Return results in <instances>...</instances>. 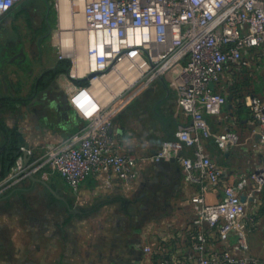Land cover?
<instances>
[{
    "label": "built area",
    "instance_id": "obj_1",
    "mask_svg": "<svg viewBox=\"0 0 264 264\" xmlns=\"http://www.w3.org/2000/svg\"><path fill=\"white\" fill-rule=\"evenodd\" d=\"M20 1L0 0V19ZM73 1L81 3L74 13L84 19L101 77L136 50L133 53L148 56L145 69L137 66L141 73L136 80L145 84L136 93L163 77L178 93L182 118L177 138L148 159L174 160L184 181L195 188L189 199L194 212L188 229L192 252L178 259L156 255L159 251L152 247L145 252H151L155 264H264L240 255L248 249V235L264 207V95L248 94L244 86V99L236 101L231 90L248 80L250 70L264 68V0ZM49 7L59 12L58 0ZM121 69L115 70L127 76ZM132 75L130 71L128 77ZM70 78L80 90L73 72ZM133 86L90 111L86 93L72 97L68 92L79 108L86 107V124L60 142L42 143L29 124L21 126L24 144L13 173L21 179L57 175L77 197L88 179L106 190L116 182L126 191L134 189L139 159L125 152L112 131L114 120L136 94L131 95ZM210 118L224 122V129L215 131ZM239 147H247L258 160L247 172L229 169L223 162ZM234 173L241 174L232 181ZM211 194L217 198L214 203L208 201Z\"/></svg>",
    "mask_w": 264,
    "mask_h": 264
},
{
    "label": "rangeland",
    "instance_id": "obj_2",
    "mask_svg": "<svg viewBox=\"0 0 264 264\" xmlns=\"http://www.w3.org/2000/svg\"><path fill=\"white\" fill-rule=\"evenodd\" d=\"M49 2L55 4V0L19 2V20L12 24L19 27V36L11 24L6 23L7 16L0 19V99H10L13 102L1 116L19 140L20 136L23 137L21 126L29 124L35 131L39 127L45 128L44 119L55 125H58L57 120L60 119L52 118V109L48 113L44 112L39 98L30 97L32 86L40 74L59 55L69 57V50L73 53V49L62 43V40V51L55 46L63 38V34L73 32V29L69 24V29L61 27L60 10H51ZM46 13L44 19L42 16ZM78 17L83 22L80 37L84 38L80 40L85 44L89 35L83 29L82 15ZM31 41L33 44H30ZM84 50L85 48L81 49L82 52ZM133 51L136 50H132V53ZM131 54L122 59H130ZM139 54L145 60L148 59L144 52ZM83 57H86V52ZM135 59L139 61L141 57L136 55ZM93 64L94 71L91 70V73L101 71L97 68V63V67L94 62ZM115 67L112 72H116ZM130 67V64L124 63L121 70L124 72V69ZM133 73L135 72L131 71ZM248 73L251 75L246 76L248 80L242 83L246 84L244 92L264 95V68L258 73L252 70ZM88 75L82 74L83 79ZM104 75L102 78L99 75L95 80H87V86L80 90L74 89L70 84V75L62 80L58 76L53 78L54 90L64 94L74 106L73 111L77 112L79 122H86V107L79 108L77 102L66 95L67 92L72 97L74 93H86L90 111L91 108L107 105L114 98L111 89L103 83L117 86L119 89L115 88L116 93L126 88L117 72ZM136 75L138 74L130 76V81L134 83L131 95L145 84V81L136 80ZM73 77L77 81L82 78L75 75ZM108 78L113 79L111 81ZM241 80L244 81V77ZM153 85H148L131 96L127 105L149 93ZM90 114L89 112L88 115ZM175 133L176 140L177 131ZM0 143H4L1 132ZM16 162L0 179V264H132L140 254L145 224L154 219L173 217L180 211L177 209L180 207L181 195L178 188L181 176L177 167L169 160L152 162L151 172L154 173L143 174L141 188L137 193L128 194L124 198L113 196L107 201L94 198L88 202L79 200L69 190L65 180L57 175L21 179L13 173ZM157 168L159 170L156 171ZM55 194L64 197L78 213L70 214L64 201L56 198ZM258 244L259 251L264 253V235L258 238Z\"/></svg>",
    "mask_w": 264,
    "mask_h": 264
},
{
    "label": "crops",
    "instance_id": "obj_3",
    "mask_svg": "<svg viewBox=\"0 0 264 264\" xmlns=\"http://www.w3.org/2000/svg\"><path fill=\"white\" fill-rule=\"evenodd\" d=\"M72 11V24H74L76 32L80 34V29H82L80 28L81 25L77 23L78 19L73 17L75 13L74 10ZM5 16H7L6 23L8 25L11 24L10 26L13 27L16 35L19 36V27L12 25L19 20V3H17ZM46 16L47 13L43 14L42 17L45 19ZM82 38H84V36H82ZM30 44H33V41H31ZM55 46L59 48V51L63 50L61 47V40L60 42H57ZM83 48H85L84 52H86L87 58L83 57L84 52H82L83 50L81 51ZM73 53V56L69 57L59 55V57H57L47 69L40 74L32 86L30 97L40 99L41 109H44V112L48 113V110L52 109L54 111V113L52 112L53 119L60 118L57 120L58 125L51 124L48 119H44L45 128L40 129L39 127L34 131L35 137L42 143L60 142L71 134L79 131L86 124V122H79L77 112L73 111L74 106L71 105L64 94L54 90V84L52 83L53 78L56 76L60 77L61 80L63 77H69L73 72L72 69L74 70L80 67L78 66L80 62L83 63V74L88 75L91 73L93 60L90 53L89 39L83 44L77 38L76 43H73ZM80 57L82 58V61H80ZM46 74L52 76L46 78ZM119 78L124 83V87L131 86L132 82L128 76L123 77L122 75H119ZM79 80L81 83L86 82V84L84 86L78 85V87L82 89V87L84 88L87 86V80L83 79V77ZM168 82L167 77L159 78L154 81L152 83L154 84L152 90H149V93L143 97H139L135 103L126 105L113 123L112 131L119 135L125 152L136 156L139 159L140 174L134 189L126 191L120 183L116 182L113 189L106 190L100 184H96L93 179H88L82 187L80 197H78L79 200H86L85 202H88L95 198L107 201L113 196L124 198L128 194H134L140 190L144 173H154L153 171L151 172L152 161L148 158L156 155L161 150L165 141L175 140L177 125L182 118L178 105V93L174 88L168 85ZM105 85H110L109 88L114 96L122 93L115 92V86H113V83L107 84V82H105ZM66 95H68V92ZM1 115L2 114H0V118L3 119ZM210 122L215 131L220 132L224 129L225 124L219 119L210 118ZM2 147L3 144L0 143V150ZM209 147L212 150L211 143L209 144ZM257 161L258 160L254 156L252 157L249 154L247 147L233 149L230 152V156L223 159L227 168L238 169V171L244 172L253 168ZM171 162V164L177 167L181 176L180 186L178 188L181 195L179 200L180 207L177 209L180 211L173 217L164 219L158 218L145 224L143 227L144 229H142L140 254L132 264H155L151 252L149 254L145 252L147 247L154 248L153 250H156V252L159 251L156 255L171 254L172 257L176 259L183 258L189 252H192L188 229L194 219V212L191 208L189 199L195 192V188L184 181L179 164L173 162V160ZM157 170L159 169L157 168L156 171ZM240 174L241 173H234L235 177L233 176L231 180H238ZM66 185L68 186L67 183ZM253 189L254 185H251L248 188L250 192H252ZM208 201L214 203L217 201V198L215 195L211 194L208 196ZM263 214L264 207L259 210L255 229L248 235V249L243 251L240 255L257 258L264 262V253L259 251L260 246L258 244V238L264 235ZM156 244H158V246H156Z\"/></svg>",
    "mask_w": 264,
    "mask_h": 264
},
{
    "label": "bare ground",
    "instance_id": "obj_4",
    "mask_svg": "<svg viewBox=\"0 0 264 264\" xmlns=\"http://www.w3.org/2000/svg\"><path fill=\"white\" fill-rule=\"evenodd\" d=\"M58 7H59V10H60V15H61V22H62V25H61V27L62 28H64L65 30L68 28V26L70 25L71 26V28L73 29V32H67V34H63L62 35V37L63 38H61L60 40H62V43H64V44H66V45H69L70 46V49H73V48H71V45L73 44V43H76V39L78 38V40L79 41H81L80 40V34L79 33H77L76 32V30H75V26H74V24H72V21H71V11L72 10H75L74 9V7L76 8V9H81V3L80 2H76V3H74V1L73 0H58ZM73 12V11H72ZM79 15H74L73 17L74 18H77L78 20H77V23H79L80 25H82L81 23H83L82 22V19L81 18H79L78 17ZM65 26H64V25ZM69 24V25H68ZM64 26V27H63ZM69 26V27H70ZM61 28V29H62ZM60 29V30H61ZM69 29V28H68ZM62 32V31H61ZM62 34V33H61ZM82 39V38H81ZM83 41V40H82ZM73 42V43H72ZM72 43V44H71ZM65 46V45H64ZM64 49H66V48H64ZM71 51L72 50H69V55L68 56H73V54L74 53H71ZM67 52V51H66ZM62 53H64V51L62 52ZM65 54V53H64ZM77 54V53H76ZM136 55H139L140 57H141V59L138 61V59H135V56ZM75 58V57H74ZM81 58V57H80ZM127 58V57H126ZM126 58H123V59H125V60H128V61H126L125 62V60H121L122 62L120 63V64H117V66H116V68H120V67H122V64H124V63H128V64H130L131 65V67L130 68H127V69H124V73L127 75V76H129V72L130 71H137L138 72V75L141 73V70H143V69H145L146 67H147V65H148V63H147V61L139 54V52H134V53H132L131 54V56H130V59H126ZM80 61H82V58H81V60ZM124 61V62H123ZM120 62V61H119ZM136 62L137 63H139V65H136ZM94 65V64H93ZM92 65V66H93ZM78 66H80V67H78ZM77 67L78 68H76V69H74L73 70V75H75L76 77H82V74H83V63L82 62H80V64L78 65ZM91 66V67H92ZM133 66H135V67H133ZM137 66H140L141 67V70H138V68H137ZM95 67H96V65H95ZM94 68V67H93ZM136 68V69H135ZM115 70V69H114ZM94 71V70H93ZM137 72H135L134 74H136ZM114 74V73H116L115 71L114 72H112V71H110V73L109 74ZM118 73V72H117ZM117 75V74H116ZM102 76H105V75H102ZM102 78V77H101ZM115 78H116V76L114 77V80H115ZM107 79V78H106ZM105 79V80H106ZM110 78H108V80H109ZM113 79V78H112ZM112 79H110L111 81H112ZM103 80V79H102ZM105 80H104V82H105ZM113 80V81H114ZM107 81V80H106ZM110 81V82H111ZM103 82V81H102ZM109 82V81H108ZM127 82V81H126ZM103 84H105V83H103ZM108 84V83H107ZM128 85V84H127ZM110 86V85H109ZM108 86V87H109ZM115 88H117V86H115ZM114 88V89H115ZM113 89V88H112ZM117 89H119V88H117ZM114 91V90H113ZM108 96V95H107ZM112 97V96H111ZM110 97V98H111ZM107 98V97H106ZM102 100H104V99H102Z\"/></svg>",
    "mask_w": 264,
    "mask_h": 264
},
{
    "label": "trees",
    "instance_id": "obj_5",
    "mask_svg": "<svg viewBox=\"0 0 264 264\" xmlns=\"http://www.w3.org/2000/svg\"><path fill=\"white\" fill-rule=\"evenodd\" d=\"M69 68V67H68ZM54 74V73H53ZM52 75L46 74L45 77H50ZM79 86H84L86 82H76ZM246 86V84H237L234 88H232V96L236 101H241L245 97V94H241L242 88ZM12 100L10 99H0V114L4 112L6 108H10L12 104ZM0 132L3 134L5 140L7 141V154H6V165L7 171L15 164L17 159L21 156V144L19 137L14 133L12 129H10L0 118ZM263 202H264V193H263Z\"/></svg>",
    "mask_w": 264,
    "mask_h": 264
},
{
    "label": "flooded vegetation",
    "instance_id": "obj_6",
    "mask_svg": "<svg viewBox=\"0 0 264 264\" xmlns=\"http://www.w3.org/2000/svg\"><path fill=\"white\" fill-rule=\"evenodd\" d=\"M6 154H7V141L4 138L3 147L0 150V179H2L7 173V165H6ZM56 195V194H55ZM56 198L64 201L66 206V210L71 213H78L77 210L73 209L70 203L64 198L60 196H55Z\"/></svg>",
    "mask_w": 264,
    "mask_h": 264
},
{
    "label": "water",
    "instance_id": "obj_7",
    "mask_svg": "<svg viewBox=\"0 0 264 264\" xmlns=\"http://www.w3.org/2000/svg\"><path fill=\"white\" fill-rule=\"evenodd\" d=\"M102 73H99V72H95V73H91L90 75H88V77H86L85 80H91L99 75H101ZM20 144L23 145L24 144V139L23 137L20 136ZM174 162V160H173ZM34 180V179H33Z\"/></svg>",
    "mask_w": 264,
    "mask_h": 264
}]
</instances>
